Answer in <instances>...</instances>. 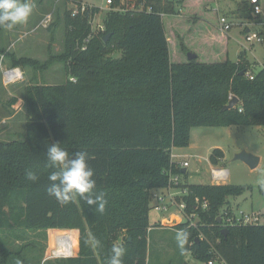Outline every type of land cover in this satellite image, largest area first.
I'll use <instances>...</instances> for the list:
<instances>
[{"label":"trees","instance_id":"trees-1","mask_svg":"<svg viewBox=\"0 0 264 264\" xmlns=\"http://www.w3.org/2000/svg\"><path fill=\"white\" fill-rule=\"evenodd\" d=\"M138 1L144 9L111 11L105 30L98 34L90 20L99 7L75 17L66 12L64 51L51 58L65 61L70 76L60 83L26 88L25 137L0 142V264H15L16 258L24 264H108L114 243L127 250L123 264H189L188 253L205 263L219 259L226 264H264V223L226 221L233 215L229 198L250 186L176 185L173 176L182 180L189 171L172 156L174 147L189 145L193 127L264 126V64L255 72L242 53L237 61L205 62L180 35L181 49L197 56L173 61L164 18L183 17L187 0ZM250 10L255 22L262 24L257 32L264 35L260 13L252 5ZM4 30L0 28V41ZM117 49L121 57L108 55ZM0 52L9 55L6 47L0 46ZM37 62L18 57L12 66ZM230 96L239 102L228 109ZM54 142L63 143L70 153L90 154L96 191H103L108 201L104 213H96L83 200L61 206L47 194L48 175L54 169L45 154ZM223 157V150L215 148L209 159L217 165ZM28 171L36 173L38 181H29ZM169 187L187 190L176 200L186 203V221L179 227L188 230L190 239L179 260L156 263L149 257V215L151 202L157 199L153 189ZM205 200L208 208L201 205ZM196 213L199 222L187 228L190 214ZM224 228L228 233L222 232ZM27 229H79V252L44 262L27 260L23 247H12L15 236L16 241L24 239ZM89 233L101 241L95 251L85 244Z\"/></svg>","mask_w":264,"mask_h":264},{"label":"rangeland","instance_id":"rangeland-1","mask_svg":"<svg viewBox=\"0 0 264 264\" xmlns=\"http://www.w3.org/2000/svg\"><path fill=\"white\" fill-rule=\"evenodd\" d=\"M127 1V4L139 2L138 0ZM178 1L185 2V0ZM68 2L65 3L63 0H33L35 7L29 21L12 30L5 29L3 32L0 46L6 47L9 55L0 52V142L20 141L25 137L26 117L23 103L28 86L35 84L52 85L60 83L70 76L65 68V61L51 58V55H58L64 51L67 32L65 17L66 12L73 5L70 0ZM85 2L90 6L100 8V12L94 15L92 27L97 29L96 34L103 32L105 30L104 20L114 10L107 6L106 0H85ZM187 5L189 8L184 7L186 14L183 15V19L188 20L186 24H189L197 37L200 38L199 46L207 53L205 57H202V60L205 62L222 60L223 57L216 59L212 54L206 52L212 45L209 42L212 41L221 50L228 51V56L232 61L239 59L242 53V58L251 63V68L255 72L262 68L264 42L246 39L245 28L247 26H250L252 31L257 32L262 25L255 22L252 17L250 0H187ZM260 8V18L264 21V0H260ZM49 15H51L50 22ZM222 16L232 20L233 24L232 28L224 33L219 30ZM164 19L167 21L168 16ZM101 24L104 25V28H98ZM222 34L225 35V39L210 38V36L220 37ZM168 35L171 37L169 31ZM177 50L181 60H187L188 54L181 49L180 43L177 45ZM173 51L174 60H177L174 44ZM108 55L118 58L121 57L122 51L117 49ZM18 57H31L38 62L13 67V59ZM10 69H18L20 72L17 73L14 70V74L11 73V76L8 74V78L19 75L8 81L6 71ZM71 79H75V77ZM13 97H17V102H11ZM215 148H221L224 152V157L217 165H213L209 159ZM243 149L260 157V162L255 168H251L240 159H235V155ZM172 152L175 155V160H179V162L188 160L190 164L187 167L189 173L186 178H182L181 183H233L250 186L243 194L231 196L229 198L230 204L238 215L241 212L257 211L264 216V190H261L258 183L259 180H264V126L193 127L189 145L174 147ZM215 168L227 170L229 174L228 179L225 180L227 182H217L214 179L213 169ZM153 191L157 196L162 189L155 188ZM178 191L180 194L181 188L172 187L170 189L174 195ZM166 200H169V195ZM156 203L157 199L154 198L151 202L153 208L149 215L151 225L149 257L152 262L156 263L165 262L171 258L179 260L180 249L176 245L174 235L178 229L183 228H180L179 225L186 221V217L184 215L182 218L177 207L169 212L158 211L154 207ZM189 221L191 224L187 225V228L198 223V213L190 214ZM24 231V239L16 241L15 236L12 247L14 249L23 247L22 256L27 260L33 262L42 260L44 262L47 257H54L52 259H55L57 246L54 243L55 237L60 236L59 232L72 235L76 241L77 248L64 257L76 256L79 252V229H27ZM16 259L14 260L15 264L17 261L21 262L18 258ZM185 259L189 264H206L195 259L191 253H188ZM21 264H24L23 261ZM216 264L222 263L217 262Z\"/></svg>","mask_w":264,"mask_h":264},{"label":"clouds","instance_id":"clouds-1","mask_svg":"<svg viewBox=\"0 0 264 264\" xmlns=\"http://www.w3.org/2000/svg\"><path fill=\"white\" fill-rule=\"evenodd\" d=\"M33 0H0V28L12 30L18 25L26 24L34 11ZM49 166L54 170L48 175L49 186L47 194L53 197L61 206H67L83 200L93 207L96 213H104L108 201L103 191L97 192L95 169L89 163L91 157L87 151L70 153L63 143L54 142L48 145L45 154ZM29 181L36 182L39 177L32 171L26 172ZM264 190V180L258 181ZM174 239L181 254L187 252L190 233L187 229H178ZM85 244L93 251L100 247L101 241L95 234H87ZM126 248L113 244L108 264H123ZM17 264H21L17 261Z\"/></svg>","mask_w":264,"mask_h":264},{"label":"built area","instance_id":"built-area-1","mask_svg":"<svg viewBox=\"0 0 264 264\" xmlns=\"http://www.w3.org/2000/svg\"><path fill=\"white\" fill-rule=\"evenodd\" d=\"M127 0H120L118 5H114L115 0H106V4L107 6L112 9V10H121V11H125L127 9H144L145 4L143 2H141L139 5H137L136 3H132L129 4L127 6H125ZM69 3V2H68ZM71 3H73V5L70 6V13L72 17H75L79 14H84L87 11L91 10V8L96 7V6H90L89 4H87L85 2V0H79V1H71ZM250 4L253 7V11L254 12H260L261 8H260V0H250ZM150 10V8H148ZM94 16L91 18V23L94 22ZM51 21V15H49V22ZM47 22V21H45ZM50 24V23H49ZM233 24L232 22L226 17V16H222L220 18V29L222 31H228L232 28ZM95 28V27H94ZM93 28V32L96 33V30ZM98 28H104V25L101 24L99 25ZM92 35V34H91ZM90 35V36H91ZM246 39L248 41H254V40H258L260 42H264V37L261 36L258 32L252 31L251 29L246 32ZM89 40V37L85 40V42H87ZM83 49L86 48V44H84L82 46ZM14 70L16 69H10L6 71V77L7 80H13L14 78L18 77L19 75H15L12 78H8V74H14ZM248 76L250 78H253L254 75H252L251 73H248ZM232 98V96H230ZM173 158H175L174 154L172 155ZM181 166L183 167H188L189 166V161L188 160H184L182 162H180ZM213 177L217 182L220 181H225L228 179L229 175L227 170L225 169H221V168H215L213 169ZM173 181L176 185H178L179 183H181V177L180 176H173ZM172 187L166 188L165 190L169 191V192H165L162 194H158L157 195V203L158 205L155 204V209L161 212H169L171 211L172 207L176 208L179 213H181L182 218L184 217V209L186 207V203L185 201H177L176 197L172 195V193L170 192L169 189H171ZM187 190L186 189H181V193L178 195H182L184 193H186ZM169 195V200H166V197ZM203 208H208V202L205 200L202 204ZM226 215H228V212H223ZM233 215L230 216H226V221L229 224H244V225H256V224H263L264 223V216L262 215V213L257 212V211H251L249 213H245V212H241L240 215L236 214L234 211L232 213ZM183 220V219H182ZM217 262L222 263V264H226L224 261H221L219 259H212L208 262H206V264H216Z\"/></svg>","mask_w":264,"mask_h":264},{"label":"crops","instance_id":"crops-1","mask_svg":"<svg viewBox=\"0 0 264 264\" xmlns=\"http://www.w3.org/2000/svg\"><path fill=\"white\" fill-rule=\"evenodd\" d=\"M230 21H232V20H230ZM186 23H188V20L187 19H183L182 16H176V17H169L168 18L167 32L169 31V33L171 35V37L169 36V40H170V48H171V55H172L173 61H183V60H181L180 53L177 50V45L179 44L178 43V38H179L178 35H180V36H182L184 38V42L187 45V47L189 49L194 50L200 56V59H203L202 57L203 56L205 57L206 54H207V53H205L204 49L199 46V42H200L199 39L200 38L197 37L196 33L191 29L190 25L186 24ZM250 29H251V27L247 26L245 28V33L248 32ZM219 30H221L220 27H219ZM209 32H207V33H209ZM210 35H213V33H210ZM261 36L264 37V35H261ZM211 37L216 38V39H219V38L225 39L226 38L225 35H223V34L220 37L210 36V38ZM209 43H211L212 45L210 46V49H208V51H206V52H209V54H212L213 57H215L216 59H218L219 57H223L222 60H225V59L229 58V56H228L229 52L228 51H226L224 49L221 50L220 47L215 45V44H213L212 41H210ZM173 44L175 45V50H176L175 51V57L178 58L177 60H174ZM237 60H238V58H237ZM263 64H264V61H263ZM176 161L179 162V160H176ZM185 168H186V170H188L187 167H183V171H184ZM220 182H222V181H220ZM223 182H227V181H223ZM153 192L155 193V191H153ZM165 192H169V191H167L165 189H162V191L160 193H158V194H162V193H165ZM178 193H179V191L175 195L172 193V195L177 196ZM173 208L174 207H172V209ZM232 210L234 211L233 208H232ZM183 221H184V219H183ZM64 256H68V255H62V254L58 255V254H56V258L57 257H64ZM49 258H54V257H47V258H45V260H47Z\"/></svg>","mask_w":264,"mask_h":264},{"label":"water","instance_id":"water-1","mask_svg":"<svg viewBox=\"0 0 264 264\" xmlns=\"http://www.w3.org/2000/svg\"><path fill=\"white\" fill-rule=\"evenodd\" d=\"M109 37H110V34L104 36V40L107 41ZM196 56L197 55L195 53L188 52V58L189 59L195 58ZM238 102H239V98L237 96H233L230 99V101L228 102V104L225 106V108H228V109L233 108ZM235 159H240V160L244 161L251 168H255L260 162V157L258 155H255L246 149H243L240 152H238L235 155ZM185 170H186V168L184 169V171ZM218 220L221 222L220 217L218 218ZM222 232L224 234L228 233V228H224Z\"/></svg>","mask_w":264,"mask_h":264},{"label":"bare ground","instance_id":"bare-ground-1","mask_svg":"<svg viewBox=\"0 0 264 264\" xmlns=\"http://www.w3.org/2000/svg\"><path fill=\"white\" fill-rule=\"evenodd\" d=\"M17 73L20 72V70H15ZM11 76V74H10ZM60 236L55 237V243L54 245L57 246L56 254L60 255H69L72 253L73 250H75L76 247V241L74 240V237L71 235H65L63 232H59ZM75 252V251H74Z\"/></svg>","mask_w":264,"mask_h":264}]
</instances>
